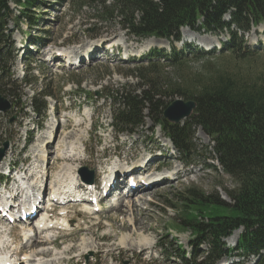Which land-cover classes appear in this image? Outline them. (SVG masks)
<instances>
[{
    "label": "rangeland",
    "instance_id": "374dc122",
    "mask_svg": "<svg viewBox=\"0 0 264 264\" xmlns=\"http://www.w3.org/2000/svg\"><path fill=\"white\" fill-rule=\"evenodd\" d=\"M100 1L102 0H45L33 14L39 18L32 27H28L26 22H20L18 27L15 20H10L7 30L9 36L5 45L0 47L2 50L0 53L8 52L5 59L7 63L2 60L0 64V70L4 69L0 74L2 77L0 104L8 101L13 106L7 110L0 109V144L9 140L7 158L17 161L16 168L22 167L25 159L28 168L33 162V155L37 153L54 155L55 159L44 163L48 169V182H51L56 172L60 171L59 165L64 167L66 164L73 168L77 167L79 181L84 177L82 169L87 167L88 171L94 172L95 183L98 185L112 172L115 163L123 164L126 169L127 165L135 164L137 161L148 162L147 165L144 164L143 169H138L141 171H137L134 176L153 172L164 174L168 167L169 171L174 172L170 175L172 178L159 180L160 182L149 188L137 189L131 197L122 189L132 174L128 175L127 171L114 174L117 176L115 180L118 179L123 187L121 186L115 193L112 190L113 195L101 198L99 203L104 200L101 203L102 209L96 214L85 213L82 206L69 207L71 209L67 215L69 220L67 228L70 229L63 230L60 236L51 239L55 247L46 241V247H53L48 249L50 253L47 257H53V250L56 248L55 251L64 255L65 259L73 258L71 261L74 260V263L71 264H185L182 258L184 253L189 260H193L195 256L197 262L205 261L209 245H197L196 237L190 229L182 230L175 227V222L180 218L179 208L187 197H192V191L204 195H219L221 199L230 201L228 192L236 188V181L227 175L216 161L212 140L199 126L192 128L186 151L177 152L170 140L163 136L165 135L163 130L151 129L150 119H146L143 126L134 128L133 132L116 133L111 125L113 106L117 101L113 99L120 97L122 92L143 95L142 92L152 89L156 86L154 84L165 87L171 84L170 87L174 88L173 93H176L177 86L195 87L197 83L201 85V81L218 73L234 75L247 83L261 84L264 82V47H258L259 49L255 51L241 49L238 53L226 50L212 57H199L194 47L186 44L187 54H181L179 64L172 63L171 59L166 61L160 59L158 63L159 57L153 56V60H149V57L156 49L162 50V54L168 53L169 51L165 49L169 48L168 43L166 40L151 37L152 47L144 48L142 59L117 60L114 57L103 62L98 51L105 49L106 43L116 40L115 44L121 42V48L126 49L132 35L122 28V24L115 17L101 15L102 11H99L101 8L98 7ZM85 4L89 6H84ZM13 6L15 5L12 4V8ZM13 9L14 15H18L20 9L18 7ZM224 18L229 19L227 15ZM257 31L252 27L248 39L255 36L264 38L263 34L256 35ZM183 32L192 34L188 29H184ZM149 38L140 42L147 43ZM170 42L171 45L178 44L176 41ZM149 52L151 53L148 55ZM62 53H68V56ZM76 55L81 57L84 55L86 58L78 67L66 66L65 59L69 60ZM48 91L52 92V97H46ZM157 97L166 103L179 100L180 104L176 108L180 110L182 103L188 104V100L181 97L173 99ZM37 105L48 106L45 115L34 112ZM192 112L178 124L183 126L186 121H191ZM52 118L56 121L52 132L54 133L56 129L58 133L43 149L41 141L36 139L43 132L49 131L46 130L48 129L46 126L51 123ZM76 118L83 119L79 126L76 125ZM69 122L72 126L63 128L62 123L64 125ZM44 128L46 129L43 130ZM73 129L84 133L86 130L89 131V134L85 133V145L81 147L83 160L58 159L56 153L59 151L61 141L66 138L62 134ZM67 140L65 145L69 143ZM35 148L38 150L34 151ZM34 158L37 161L40 156ZM116 169L119 170L120 166L117 165L114 170ZM178 169L180 174L176 176ZM13 176L15 177L16 173ZM12 181L14 179L9 182L12 184ZM139 194L144 196V202L133 212H124V209L126 211L128 206L136 202ZM46 196H49V193ZM119 197H125L122 210L115 212L111 210L110 203L118 201ZM128 217H133L134 220L137 217L139 222L136 224L140 225L138 229H134L135 225L132 224L134 221L125 225ZM1 231L0 226V233ZM15 233L19 234L20 230H15ZM58 233L59 231L53 234ZM239 234L241 230L225 240L229 247L235 245L236 239L233 236L236 235L237 238ZM106 235H109V240L105 239ZM127 235H130L129 239L133 246L119 244L120 239ZM22 236L18 239V246L26 244ZM143 237L148 238V242L144 240L142 245L152 242L147 248L136 245ZM36 238L39 239V236ZM84 238L93 249L80 254ZM69 246L70 252H67L65 249ZM39 247L42 248V244ZM100 247L102 250H99ZM77 259L80 260L79 263L76 262ZM255 262L256 258L250 256L233 260L223 258L217 264Z\"/></svg>",
    "mask_w": 264,
    "mask_h": 264
},
{
    "label": "trees",
    "instance_id": "16d2710c",
    "mask_svg": "<svg viewBox=\"0 0 264 264\" xmlns=\"http://www.w3.org/2000/svg\"><path fill=\"white\" fill-rule=\"evenodd\" d=\"M11 2L20 6L18 15H14ZM39 4L38 0H0V47L9 36L10 20L17 24L25 20L33 26L37 22L36 18L33 20L34 8ZM118 8L121 13H117V17L129 21L132 31L140 35H177L181 25L216 32L235 24L248 30L252 22H264V0H117L113 6L106 7L107 15L112 16ZM227 12L231 15L229 21L223 19ZM200 18H203L202 24H198ZM241 49L249 50L234 36L227 50L238 53ZM7 55L8 52L0 53V64L2 60L7 63ZM174 60L180 57L175 56ZM200 83L195 87L177 86L176 93L171 84L166 87L154 84L156 86L144 90L143 95L122 92L114 99H117L114 105L118 104L113 107L114 126L119 132H133L150 119L155 126L160 125L182 151L188 148L192 128L201 127L213 142L215 159L237 186L228 192L230 201L219 195L192 191V197L182 202L175 227L190 229L195 242L210 247L205 261L197 262L195 257L189 260L186 255L183 261L185 264H214L226 255L254 254L258 264H264V82L247 83L234 75L218 73ZM157 96L195 102L191 121L183 126L170 123L164 116L170 103L162 102ZM37 109L40 111L42 107L37 105ZM240 228L243 232L239 242L236 247L228 248L224 240Z\"/></svg>",
    "mask_w": 264,
    "mask_h": 264
},
{
    "label": "bare ground",
    "instance_id": "6f19581e",
    "mask_svg": "<svg viewBox=\"0 0 264 264\" xmlns=\"http://www.w3.org/2000/svg\"><path fill=\"white\" fill-rule=\"evenodd\" d=\"M77 56H79V55H76L75 57H77ZM73 62L74 61H71L69 59L70 64H74ZM188 102H193V101H188ZM194 109H193V111H194ZM75 121H76V125L79 126V124L83 122V119L76 118ZM68 125L72 126L70 122H69V124L66 123L64 125L62 123L63 128L67 127ZM55 126H56V121L52 118L51 123L50 124L48 123V125L46 126V128H48V129H46V128L43 129V130L46 129L49 131L43 132V134L38 139H36V141H41V143H42L41 146L43 149L45 148L47 143L51 142L53 138H56L55 136H56V133H58V130L55 129L54 133L52 132L53 128ZM70 132H68V133L64 132L62 134V135H65V137H66L65 139L66 140L68 139L67 141L69 143L67 142L68 144L65 145L66 140L63 139L61 141L59 151H58V153H56L57 158L58 159H68L71 161L72 160L73 161L74 160L82 161L81 160L82 159V157H81L82 156L81 155V146L85 145V143H84L85 133L89 134V131L86 130V132L84 133L81 130L73 129V130H70ZM44 139H45V141H44ZM46 139H47V142H46ZM39 147H40V145H39ZM37 148H38V145H37ZM37 150L38 149H36V148L34 149V151H37ZM38 155L40 156V158L37 161L34 158V165L29 168V170H28L29 174L27 176V179L25 181H20V180L17 181L18 179H22V177L21 176L15 177L13 185L12 186L7 185L5 187V190L1 192L0 200H4V198H5L6 203L4 205H6V206H8V203H10V201L12 200V196H14V199L20 200V203L18 205L14 204V206L10 207V209L16 210V212L13 214L14 216H16L15 215L16 213H18L19 215L27 214V215H29V218L26 221H20V234L23 235L25 239H27V241H26L27 245L25 244V246L17 247V246H15V245H17V243H16V241L13 240V235H16L15 236L16 239L19 238V235H17L16 233L11 234V232L7 228L9 223H7V225H4L7 222V217H4L0 213V223H2L1 224L2 225V227H1L2 231L0 233V250H1L0 251V264H8V263H11V264H67V263L71 264V263H74V260L71 261L73 258L65 259L64 255H60V252L55 251L56 248H54V250H53L54 256L51 258L47 257V254L50 253V251L48 249H50L52 247H46V245H47L46 241L49 244L53 245V243L51 242V239L60 236L61 233H59L58 236L51 235L50 233L53 230H59L60 232H63V229H67V227L69 226L68 219L66 218L67 213H68V210L70 209L69 207H74V204L70 205V202H77L76 196L81 195V189H79V188H81V184L79 186H77L78 185L77 179L79 177V175L77 174V171H76L77 167L73 168L71 165H68V164L64 165V167L59 165L60 171L56 172V176L53 180H51V182H48V169H47V167H45L44 163L48 162L50 159L51 160L55 159L54 155L53 156H47L45 153H42V154L37 153L34 156L36 157ZM141 164H142L141 161H137V163H135L133 168H132L133 171L134 172L139 171L138 169H140L141 167L144 168L145 167L144 164L147 165L148 162H143V165L140 166ZM117 165H118V167L120 166V169L114 170V168H116ZM150 166H152V165H150ZM150 166L148 167V169L151 168ZM65 167H66V169H65ZM56 169L58 170V168H56ZM129 170H131V169L129 168L127 171H129ZM124 171H126V170L124 169L123 164L115 163V165L112 167V172L107 177L103 178L102 183H103V188L107 192L106 195H113L118 190V187L121 186V184H114L115 187L112 184L108 185V184H110L109 177H112L114 173L116 174L118 172H124ZM19 172L20 171H18L17 173H19ZM166 177L167 176H166L165 172H164V174H161V173L158 174L156 172H153L151 174H142V175L138 176L137 178H134V177L129 178L128 182L130 181V179H133L134 183H136V184L141 183V182H145L142 185V187L143 188H149V186H151L153 184H157L158 182L162 181L163 179H166ZM111 180H113V177ZM86 184H87V185H85L86 190L92 193V194H90V196L94 195L95 197H97V199H101L104 197L102 195V192L100 193L101 196L98 195V193L96 192V189H97L96 185L89 184V183H86ZM107 187H110V189H107ZM112 190L114 193H111ZM129 190H133V189H131V187H129V189L127 190L128 196L130 197L131 194H130ZM48 193H49V196H48V200L46 201V195ZM90 196H88V197L84 196L83 197L81 195L82 202H84L83 210L87 213H93L94 214L95 212H93L94 211L93 209L95 207L90 205V199H89ZM60 197H62L63 199L66 198L65 199L66 203L59 209L61 216H57V217L52 218L50 213H49L50 208L52 206L58 205L57 202H54V199H59ZM91 198H93V196H91ZM123 198H125V197H123ZM123 198L119 197L118 201H113L112 203H110L111 210H114L115 212L122 210L121 206L123 205ZM139 200L141 202H137L131 206H128L129 208L126 209V211L124 209V212H127V213L129 211L133 212V210L135 208H137V206H140L141 203L144 202V200H145L144 196H140ZM39 201H41L40 204H39ZM102 202H100L97 206H100ZM6 206H5V208H7ZM34 210H37V213L41 214L42 218L38 219L36 216H31L32 212ZM132 221H134L132 223L135 225L134 229H138L140 225L136 224L137 222H139L137 217L135 218V220L133 217H131V218L128 217L125 220V225L126 224L129 225L130 222H132ZM17 225H18V223H15V225L13 224L14 229L17 228L16 227ZM69 229H70V227H69ZM69 229H67V230H69ZM77 229H79V228H77ZM32 232L35 233V237L39 236V239L38 238L37 239L28 238ZM129 236L130 235L123 236L120 239L119 244L124 245V246L127 245V247L133 246V243H131ZM233 238L236 239V235H234ZM105 239L109 240L110 239L109 235H106ZM144 240L147 241L148 238H146V237L141 238L137 242L136 245H138V247H141V248L149 247L152 242L150 241L148 245H142ZM127 241H129V243H127ZM38 243H40V244H38ZM41 244H42V248L39 247ZM139 245H142V246H139ZM26 247L29 249V251L24 252L23 256L19 257L20 253L23 252ZM70 247L71 246L67 247L65 250L67 252H70ZM81 247H82L81 248L82 252L80 254L87 253L89 250L93 249L91 247V244H89V242H87L85 238L81 244ZM99 250H102L101 247ZM109 250H111V248H109ZM76 262L79 263L80 260L77 259Z\"/></svg>",
    "mask_w": 264,
    "mask_h": 264
},
{
    "label": "water",
    "instance_id": "95a60500",
    "mask_svg": "<svg viewBox=\"0 0 264 264\" xmlns=\"http://www.w3.org/2000/svg\"><path fill=\"white\" fill-rule=\"evenodd\" d=\"M180 104V101H176L174 104L170 105V108L166 111V117L175 122H179L185 116L190 115V112L193 111L196 104L195 102H188V104L182 103V108L177 109L176 106ZM10 107L9 104H0V109H7ZM7 145V144H6ZM5 150L0 151V159L4 156Z\"/></svg>",
    "mask_w": 264,
    "mask_h": 264
}]
</instances>
